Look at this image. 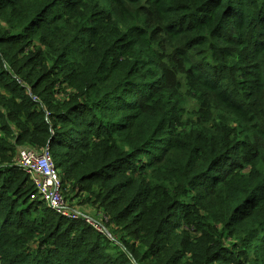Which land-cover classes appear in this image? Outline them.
<instances>
[{"label": "trees", "instance_id": "1", "mask_svg": "<svg viewBox=\"0 0 264 264\" xmlns=\"http://www.w3.org/2000/svg\"><path fill=\"white\" fill-rule=\"evenodd\" d=\"M263 42L264 0H0V264H264ZM26 148L112 237L35 197Z\"/></svg>", "mask_w": 264, "mask_h": 264}, {"label": "built area", "instance_id": "2", "mask_svg": "<svg viewBox=\"0 0 264 264\" xmlns=\"http://www.w3.org/2000/svg\"><path fill=\"white\" fill-rule=\"evenodd\" d=\"M17 155V165L29 176L35 197L55 213L78 220L79 218L71 214L62 196L60 175L48 149L35 151L32 148H26L20 150ZM86 223H89L87 219ZM98 227L95 229L100 232Z\"/></svg>", "mask_w": 264, "mask_h": 264}, {"label": "rangeland", "instance_id": "3", "mask_svg": "<svg viewBox=\"0 0 264 264\" xmlns=\"http://www.w3.org/2000/svg\"><path fill=\"white\" fill-rule=\"evenodd\" d=\"M196 48L198 50H202V48H200L199 46H196ZM232 59L236 60L235 58H232ZM234 76L238 77L236 74H234ZM241 82L243 85L241 87H239V90H241V88H246L244 84H247L248 86H253V88H257V87H255L253 80H249L248 77H244ZM246 90H247L246 92H250L248 89H246ZM186 93L187 92L185 91L182 94L173 96L174 104H176L179 107V109L181 110L180 112H177L179 119H181L180 124H179L180 126H184L187 123L192 124L193 123L192 121L195 119L192 116V113H196V111L198 110V107H199V105L195 102V100L192 97L187 96ZM164 97H165V99H167V97L170 99L169 94H167V96H164ZM204 112H205V110L199 114H204ZM261 115H262L261 120L263 121V124H264V115H263V113H261ZM189 127H196V126H189ZM67 197L70 201V202H67V205L70 208L71 214L74 215L75 218H79L81 220L83 219L85 222L87 219L89 221L88 224L92 225L94 228H97L98 225H100V224L102 225L103 221H101V219H102V212L103 211L102 210L98 211L97 208L95 206H92L91 203H87L86 202V199H87L86 194L81 195L79 198H75V195L67 194ZM63 198H64V196H63ZM72 199H74V200L72 201ZM98 229L101 230L102 232H104L107 236L112 237L110 235L109 230H107V229L105 230L102 227H98Z\"/></svg>", "mask_w": 264, "mask_h": 264}]
</instances>
